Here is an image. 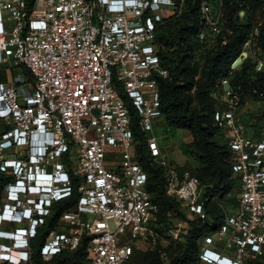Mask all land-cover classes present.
<instances>
[{
  "label": "built area",
  "instance_id": "2783aa9c",
  "mask_svg": "<svg viewBox=\"0 0 264 264\" xmlns=\"http://www.w3.org/2000/svg\"><path fill=\"white\" fill-rule=\"evenodd\" d=\"M184 3L0 0V71L21 68L32 76L13 72L0 82V264H36L32 243L53 207L73 196L74 179L78 201L45 235L43 262L128 264L135 250L181 240L185 221L171 213L172 223L160 224L137 160L130 107L151 159L165 172L167 195L198 221L209 218L207 202L223 207L212 186L166 160L154 131L162 116L160 82L170 77L156 36L182 16ZM201 11L204 41L206 31L220 32V14L214 18L205 1ZM223 85L226 108L215 122L239 177L238 206L224 210L223 223L203 238L198 264H246L264 256V129L259 137L248 131L240 116L246 104ZM110 155L119 159L107 161ZM83 247L86 260H78L73 254ZM161 258L167 262L166 252Z\"/></svg>",
  "mask_w": 264,
  "mask_h": 264
},
{
  "label": "trees",
  "instance_id": "16d2710c",
  "mask_svg": "<svg viewBox=\"0 0 264 264\" xmlns=\"http://www.w3.org/2000/svg\"><path fill=\"white\" fill-rule=\"evenodd\" d=\"M203 1L215 8V0H185L182 16L162 25L156 36L158 44L162 45L163 66L170 71V77L160 82L162 116L170 129L193 132L196 138L194 148L182 147L181 151L183 155L193 157L198 167L194 172L185 165L179 166V170L190 172L203 185L212 186L210 192L218 197L223 207L216 202H207L205 211L209 218L198 221L184 213L180 202L167 195L165 172L151 159L146 137L138 128L137 117L130 107L137 160L148 175L147 190L159 208L160 224L166 227L172 223L169 214L173 213L185 221L188 228L180 241L167 247L159 244L146 250H135L128 264H198L203 238L223 223L225 203L235 209L238 206L240 181L233 175L231 153L215 122V114L226 108L224 81L243 105L264 98V65L261 70L256 69L259 60L264 61V0H219L220 32L214 35L206 31V38L201 41L199 33L205 28L201 11ZM241 12H244L242 17ZM247 44H250L249 57L237 69H232ZM24 75L32 80L28 71H24ZM248 121L242 119L245 125ZM262 130L257 124L253 132L259 137ZM78 185V180L74 179L73 196L53 207L52 217L46 218V225L32 243L36 264H56L63 260L62 257L51 263L43 262L39 247L58 217L76 206ZM232 194L235 195L233 198ZM164 252L167 262L161 258ZM73 255L78 260H86L85 247ZM246 264H264V256Z\"/></svg>",
  "mask_w": 264,
  "mask_h": 264
},
{
  "label": "rangeland",
  "instance_id": "374dc122",
  "mask_svg": "<svg viewBox=\"0 0 264 264\" xmlns=\"http://www.w3.org/2000/svg\"><path fill=\"white\" fill-rule=\"evenodd\" d=\"M215 6L212 7V10L216 11L212 14H215L214 18H216L219 15V10L217 8V5H219V0H215V3H213ZM244 15V12L240 13V16L242 17ZM248 54H250V44ZM246 46V45H245ZM244 52V51H243ZM258 52V50H256ZM260 54V52H259ZM261 55V54H260ZM262 58V57H261ZM260 63L264 65V61L261 59L259 60L257 67L260 68ZM233 67V66H232ZM15 76H23L24 70L21 68L15 69L14 71ZM11 70L1 71L0 72V80L6 79V75L8 79L12 78ZM241 116V122L242 119H249L246 127L250 133H252L255 129V125L261 124L262 120L264 119V98L259 102H253L248 101L244 108H242V111L240 113ZM244 124V123H243ZM245 125V124H244ZM4 130V123L0 121V133ZM154 131L155 135L158 139V142L160 144V148L163 152L164 157L166 160L171 164L180 166L185 162V155L182 154L181 148L185 147L187 149H193L195 144V135L190 130L186 129H170L167 124L166 120L163 116H161L159 119L154 121ZM119 159L118 156H107V161H117ZM189 164L187 165L188 169H190L192 172H194L195 168L198 167V163L193 157H187ZM115 167V166H114ZM235 195L232 194L231 197L233 198ZM225 209L228 213H233L236 209L234 207L229 206V204L225 203ZM111 228L114 229V226L111 223ZM133 264V263H132Z\"/></svg>",
  "mask_w": 264,
  "mask_h": 264
},
{
  "label": "water",
  "instance_id": "95a60500",
  "mask_svg": "<svg viewBox=\"0 0 264 264\" xmlns=\"http://www.w3.org/2000/svg\"><path fill=\"white\" fill-rule=\"evenodd\" d=\"M248 50H249V45H246L244 47V52L242 53V55L236 60V62L233 64L232 69H237L249 56L248 54ZM260 127L264 129V119L262 120Z\"/></svg>",
  "mask_w": 264,
  "mask_h": 264
},
{
  "label": "clouds",
  "instance_id": "9594fccd",
  "mask_svg": "<svg viewBox=\"0 0 264 264\" xmlns=\"http://www.w3.org/2000/svg\"><path fill=\"white\" fill-rule=\"evenodd\" d=\"M47 145V143H44V144H41V145H38V148H37V153H44V146ZM64 177H61V176H58L57 177V180H62ZM52 184H59L60 182H55L54 181V178H52V181H51Z\"/></svg>",
  "mask_w": 264,
  "mask_h": 264
},
{
  "label": "crops",
  "instance_id": "0c3cea01",
  "mask_svg": "<svg viewBox=\"0 0 264 264\" xmlns=\"http://www.w3.org/2000/svg\"><path fill=\"white\" fill-rule=\"evenodd\" d=\"M189 164V161H188V159H187V156L185 157V162L182 164V165H180V166H187ZM112 166V164H109V167H111Z\"/></svg>",
  "mask_w": 264,
  "mask_h": 264
},
{
  "label": "flooded vegetation",
  "instance_id": "af4514ba",
  "mask_svg": "<svg viewBox=\"0 0 264 264\" xmlns=\"http://www.w3.org/2000/svg\"><path fill=\"white\" fill-rule=\"evenodd\" d=\"M0 180H3V178H0Z\"/></svg>",
  "mask_w": 264,
  "mask_h": 264
}]
</instances>
